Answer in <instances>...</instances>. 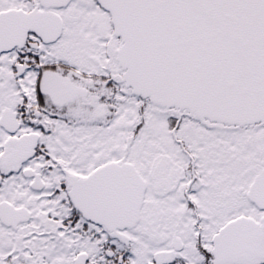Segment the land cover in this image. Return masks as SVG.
Masks as SVG:
<instances>
[{
    "label": "snow or ice",
    "instance_id": "obj_1",
    "mask_svg": "<svg viewBox=\"0 0 264 264\" xmlns=\"http://www.w3.org/2000/svg\"><path fill=\"white\" fill-rule=\"evenodd\" d=\"M0 264H264V0H0Z\"/></svg>",
    "mask_w": 264,
    "mask_h": 264
}]
</instances>
